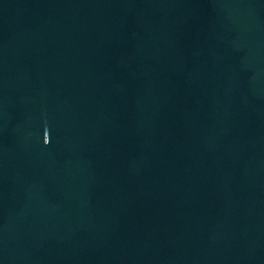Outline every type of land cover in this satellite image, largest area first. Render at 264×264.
<instances>
[{"label":"water","instance_id":"1","mask_svg":"<svg viewBox=\"0 0 264 264\" xmlns=\"http://www.w3.org/2000/svg\"><path fill=\"white\" fill-rule=\"evenodd\" d=\"M0 264H264V0H0Z\"/></svg>","mask_w":264,"mask_h":264}]
</instances>
